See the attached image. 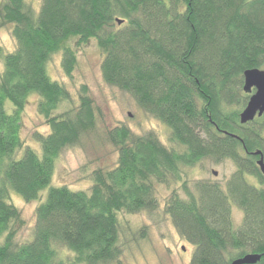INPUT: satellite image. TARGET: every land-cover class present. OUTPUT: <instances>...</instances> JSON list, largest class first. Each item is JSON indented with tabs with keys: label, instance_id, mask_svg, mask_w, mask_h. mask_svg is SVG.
<instances>
[{
	"label": "trees",
	"instance_id": "16d2710c",
	"mask_svg": "<svg viewBox=\"0 0 264 264\" xmlns=\"http://www.w3.org/2000/svg\"><path fill=\"white\" fill-rule=\"evenodd\" d=\"M0 29L14 41L12 49L0 45V264L115 260L118 213L157 208L154 184L177 182L205 159H229L237 171L223 186L196 182L194 193L185 190L188 201L174 190L164 203L178 234L194 246L190 263L231 264L250 253L260 255L251 264H264V188L245 178L256 176L264 187L252 154H264V115L239 123L250 97L243 73L264 69V0H0ZM91 39L103 53L104 81L164 124L169 146L153 132L108 129L115 166L94 170L88 191L72 190L51 185L55 162L93 131L94 109L85 86L75 104L47 63L60 53L71 76L74 47ZM33 95L49 127L34 134L39 151L21 136L22 112ZM11 191L39 200L32 237L18 244L23 221ZM233 208L242 213L236 225Z\"/></svg>",
	"mask_w": 264,
	"mask_h": 264
},
{
	"label": "rangeland",
	"instance_id": "374dc122",
	"mask_svg": "<svg viewBox=\"0 0 264 264\" xmlns=\"http://www.w3.org/2000/svg\"><path fill=\"white\" fill-rule=\"evenodd\" d=\"M28 1L33 5L39 3V0ZM0 45L6 49L14 47L7 29H0ZM74 49L77 63L71 76H67L61 67L60 53L53 55L48 61V73L51 78L64 84L75 104L78 103V97H82L81 87H86L83 94L88 96L93 105L95 126L93 131L82 135L78 144L60 152L55 162L51 185L88 191L92 185L93 171L108 170L117 162V148L107 138L108 129L124 125L135 135L153 132L166 146H169V130L139 108L129 94L104 81L100 69L103 53L94 39L81 48ZM27 101L22 112L21 136L26 144L39 151L34 134H46L49 127L37 110V97L30 96ZM7 103L6 109L9 111L11 105L9 104V109ZM63 107L66 108V104ZM262 136L264 138V131ZM236 171L235 164L229 159L220 162L205 159L193 168L183 170L181 179L177 182L172 181L169 185L155 183L154 189L159 202L157 208L136 213H118L121 254L107 264H191L194 246L178 234L170 216L164 211L165 200L175 190L179 197L188 201L189 196L185 190L194 193L196 182H217L223 186ZM245 178L256 188H264L256 176L245 174ZM46 192L47 189L40 197L43 198ZM10 202L18 209L23 221L16 227L14 236V242L18 244L32 237L35 208L39 200L27 202L11 191ZM232 215L235 225L239 224L242 213L233 208Z\"/></svg>",
	"mask_w": 264,
	"mask_h": 264
},
{
	"label": "water",
	"instance_id": "95a60500",
	"mask_svg": "<svg viewBox=\"0 0 264 264\" xmlns=\"http://www.w3.org/2000/svg\"><path fill=\"white\" fill-rule=\"evenodd\" d=\"M250 97L239 114V123L244 125L254 120L256 116L264 114V69H248L243 73V87ZM254 156L260 155L257 165L264 176V162L260 150L252 152ZM260 259L259 254H246L232 261L231 264H251Z\"/></svg>",
	"mask_w": 264,
	"mask_h": 264
},
{
	"label": "flooded vegetation",
	"instance_id": "af4514ba",
	"mask_svg": "<svg viewBox=\"0 0 264 264\" xmlns=\"http://www.w3.org/2000/svg\"><path fill=\"white\" fill-rule=\"evenodd\" d=\"M264 115V114H263ZM263 115H261V116H263ZM261 116H259V117H261ZM258 116H256L255 118H257ZM254 118V119H255ZM249 123V122H248ZM261 151V150H260ZM261 153H262V158H263V162H264V154H263V152L261 151ZM260 155H256V157L253 159L254 160V163H255V165L258 167V172H260L261 173V171H260V168H259V166L257 165V161L260 159ZM261 175H262V173H261ZM263 176V175H262ZM264 177V176H263Z\"/></svg>",
	"mask_w": 264,
	"mask_h": 264
}]
</instances>
